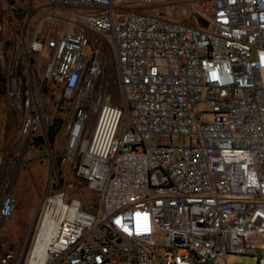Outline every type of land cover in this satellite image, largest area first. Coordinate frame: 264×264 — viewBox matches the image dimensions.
<instances>
[{
  "label": "built area",
  "instance_id": "obj_1",
  "mask_svg": "<svg viewBox=\"0 0 264 264\" xmlns=\"http://www.w3.org/2000/svg\"><path fill=\"white\" fill-rule=\"evenodd\" d=\"M46 1L54 10L16 31L0 9L10 156L48 144L64 113L62 159L80 156L98 209L66 187L45 194L16 264H264V0H190L210 11L205 26L138 9L168 0ZM104 45L121 103L100 80ZM15 207L5 192L1 224Z\"/></svg>",
  "mask_w": 264,
  "mask_h": 264
},
{
  "label": "rangeland",
  "instance_id": "obj_2",
  "mask_svg": "<svg viewBox=\"0 0 264 264\" xmlns=\"http://www.w3.org/2000/svg\"><path fill=\"white\" fill-rule=\"evenodd\" d=\"M22 6L21 22L27 24H31L39 14L54 10V6L46 0H25ZM6 8H9V4L6 0H0V9ZM138 9L162 13L169 18L189 24H196L198 20L200 25L205 26L211 20L208 9L200 7L190 0H168ZM44 24L48 25V22ZM7 38L10 39L11 36ZM93 38L102 40L94 34ZM9 43H7V46ZM86 51L89 52V49ZM101 59L104 65V74L100 80L107 84L113 101L121 103L116 81L114 55L107 45L102 47ZM55 99H62V92L58 89L55 90ZM209 106L210 104L206 100L202 101L196 111L197 116H200L201 111L209 108ZM60 115L64 116L65 114L57 111V115L52 119L49 128L50 131L55 133L53 143H48L37 149L28 158L17 160L11 158L10 150L16 143L15 133L18 121L8 105L6 95L0 88V197L5 192H11L16 198V207L12 215L2 224L0 223V264L2 256L8 250L14 252L13 264H16L17 259L24 254L30 231L29 227L27 233L25 232V222L31 214L34 219L38 205L45 194L54 189L66 187L69 195L85 199V205L89 209L94 211L98 209L96 194L89 191L85 184L76 178L73 172L74 163L70 164L61 157L66 136L59 132L60 120H62L59 117ZM95 117V114H93L91 124ZM174 142L176 144L181 143V138L175 136ZM227 264H257V260L250 255L230 256L227 259Z\"/></svg>",
  "mask_w": 264,
  "mask_h": 264
},
{
  "label": "trees",
  "instance_id": "obj_3",
  "mask_svg": "<svg viewBox=\"0 0 264 264\" xmlns=\"http://www.w3.org/2000/svg\"><path fill=\"white\" fill-rule=\"evenodd\" d=\"M23 1H25V0H6V2L9 4V8H6L5 12H7V13L9 12V13L13 14V16L15 17V19L13 20V23H12L11 14L8 15V17L10 18L9 21L11 22V25H12L13 29H15V31L18 29V22L21 21L20 13L23 11V9H22L23 8V6H22ZM10 41H11V39H7V43ZM0 88H1V91L4 93V95H6V87H5L4 79L2 76H0ZM49 128H50V126H49ZM49 128H48V134H47V141H48V143H53L55 141V133L53 131H50ZM35 142H36L37 146H40L41 144L44 143L40 137L36 138ZM38 149H40V148H38ZM61 157H62V153H61ZM79 157L80 156H77V158L73 162L74 163L73 172H74L75 176H76V169L78 167L79 160H80ZM57 163H58V161H57ZM80 181L85 184L84 181H82V180H80Z\"/></svg>",
  "mask_w": 264,
  "mask_h": 264
},
{
  "label": "crops",
  "instance_id": "obj_4",
  "mask_svg": "<svg viewBox=\"0 0 264 264\" xmlns=\"http://www.w3.org/2000/svg\"><path fill=\"white\" fill-rule=\"evenodd\" d=\"M44 146V145H43ZM42 146V147H43ZM36 151V150H35ZM34 153V152H33ZM32 153V154H33ZM32 219H33V217H32V214L31 215H29L28 216V219H27V221L25 222V232L27 233V231H28V229H29V227L31 226V222H32Z\"/></svg>",
  "mask_w": 264,
  "mask_h": 264
},
{
  "label": "bare ground",
  "instance_id": "obj_5",
  "mask_svg": "<svg viewBox=\"0 0 264 264\" xmlns=\"http://www.w3.org/2000/svg\"><path fill=\"white\" fill-rule=\"evenodd\" d=\"M34 256H35V257H36V256H38V255H37V253H36V255H34ZM35 259H36V258H35ZM31 264H34V261H33V262H31Z\"/></svg>",
  "mask_w": 264,
  "mask_h": 264
}]
</instances>
